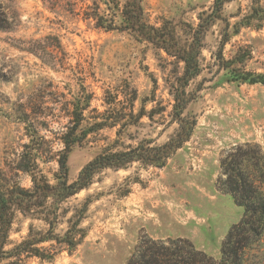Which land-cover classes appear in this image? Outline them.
<instances>
[{
  "label": "rangeland",
  "instance_id": "1",
  "mask_svg": "<svg viewBox=\"0 0 264 264\" xmlns=\"http://www.w3.org/2000/svg\"><path fill=\"white\" fill-rule=\"evenodd\" d=\"M119 1L123 6L127 0ZM252 1L227 4L226 22H216L204 37L203 71L187 88L191 103L183 115L196 122L191 139L164 168L135 163L98 174L87 189L60 206L55 233L63 236L88 204L81 224L86 237L77 248L56 246L52 262L31 257L24 264H128L145 236L188 239L220 257L243 210L225 195L230 203L222 223L229 230L213 231L214 220L208 226L200 212L217 198V185L203 184V176L209 175L208 183L216 172L215 162L220 167L239 146L259 144L264 152V84L236 80L232 73L264 75V24L259 30L244 27L238 35L232 27L249 14ZM213 3L144 0L143 7L151 25L160 28L171 22L187 41L200 23L199 15L210 12ZM98 7L106 10L105 0H0V190L12 184L33 187L22 170V154L30 139L26 125L14 115L19 104L27 106L44 139L39 164L52 184L64 149L62 137L71 126L70 113L80 92L91 96L86 124L100 120L110 108L136 114L144 108L147 115L121 133L122 125L107 127L75 146L68 162L70 182L105 149L123 151L145 141L163 145L179 131L174 106L184 64L129 32L99 28L91 18ZM236 56L245 63L229 64ZM201 224L205 229L200 231ZM31 227L49 229L44 221L17 213L8 248L27 239Z\"/></svg>",
  "mask_w": 264,
  "mask_h": 264
},
{
  "label": "trees",
  "instance_id": "2",
  "mask_svg": "<svg viewBox=\"0 0 264 264\" xmlns=\"http://www.w3.org/2000/svg\"><path fill=\"white\" fill-rule=\"evenodd\" d=\"M234 1L237 0H214L210 12L199 15L200 23L187 41H182L171 22H166L160 28L151 25L143 7L144 0H127L123 6L119 0H105L106 10L101 11L98 7L93 11L91 18L99 28L107 32H129L138 40L164 50L184 64L174 106L180 129L163 145L153 146L152 142L145 141L123 151L105 149L82 169L74 182H70L68 162L75 146L81 144L90 134L107 127L122 125L118 131L121 133L126 126H136L147 115L144 108L137 114L134 111L125 113L118 108H110L100 120L86 124L85 112L90 108L91 96L85 91L80 92L70 113L71 126L62 137L64 149L59 154V171L54 178L55 184H52L39 164L44 139L31 121L27 106L19 104L14 115L26 125L30 139L22 154V170L30 176L33 187L26 189L19 184H12L0 190V264H24V259L31 257L52 262L56 255V246L74 251L86 237V231L81 228V224L88 204L85 203L80 215L70 221V228L60 236L55 233V229L63 202L87 189L94 178L106 169L119 171L135 163L161 169L183 148L191 139L196 126L195 121L190 122L183 115L191 103L187 88L203 71L201 55L204 37L216 22H226L223 19L224 8ZM263 24L264 5L261 0H253L249 14L232 27L234 34L238 35L244 27L259 30ZM227 26L231 27V24L227 22ZM228 41H222V47ZM228 63L244 64L245 58L236 56ZM229 67L222 66L224 69ZM232 73L236 80L264 84L263 74L242 70H232ZM220 167L221 174L216 183L218 191L231 196L235 204L243 210V218L230 229L223 242L220 257L207 254L188 239L164 240L145 236L135 248L128 264H264V152L259 144L239 146L222 159ZM17 213L36 217L47 223L49 229L42 232L31 227L27 239L8 248ZM46 243H52L51 248L42 246Z\"/></svg>",
  "mask_w": 264,
  "mask_h": 264
},
{
  "label": "crops",
  "instance_id": "3",
  "mask_svg": "<svg viewBox=\"0 0 264 264\" xmlns=\"http://www.w3.org/2000/svg\"><path fill=\"white\" fill-rule=\"evenodd\" d=\"M215 165H217L216 172L213 173V175H212V177L208 183H207V181L209 178H207V177H209V175H207V173H205V176H203V184L212 185L211 188L213 187V184L217 183L219 176L221 174V167L218 166V161L215 162ZM218 167H219L220 172L218 171ZM215 191H216L215 194L218 195L217 198L215 200L209 201L208 204L204 208H202V211L200 213L203 216L202 218L208 220V223H209V224H207L208 226H210V222L212 220H214V222L212 223V226H211L212 227L211 229L213 231L222 230V232H224V231L228 232L229 227H224L225 223H222V220L226 216V214H225L226 211H224V210H226L227 204L230 203V201L228 199L229 196H225V195H222L221 193H219L217 187H215ZM213 196L215 197V195H213ZM216 211H219V212L217 213ZM197 226H198L200 231L202 229L203 230L205 229V226H203V225L202 226L197 225ZM152 238L164 239V237H156V238L152 237ZM167 239H169V238H167Z\"/></svg>",
  "mask_w": 264,
  "mask_h": 264
}]
</instances>
